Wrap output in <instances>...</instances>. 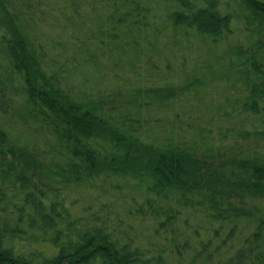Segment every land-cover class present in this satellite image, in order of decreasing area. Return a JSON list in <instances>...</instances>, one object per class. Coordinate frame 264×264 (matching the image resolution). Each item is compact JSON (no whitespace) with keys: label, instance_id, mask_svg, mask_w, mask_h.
Returning a JSON list of instances; mask_svg holds the SVG:
<instances>
[{"label":"trees","instance_id":"1","mask_svg":"<svg viewBox=\"0 0 264 264\" xmlns=\"http://www.w3.org/2000/svg\"><path fill=\"white\" fill-rule=\"evenodd\" d=\"M0 264H264V0H0Z\"/></svg>","mask_w":264,"mask_h":264},{"label":"rangeland","instance_id":"2","mask_svg":"<svg viewBox=\"0 0 264 264\" xmlns=\"http://www.w3.org/2000/svg\"><path fill=\"white\" fill-rule=\"evenodd\" d=\"M235 32H236V30H235ZM184 119L187 121L186 117H184Z\"/></svg>","mask_w":264,"mask_h":264}]
</instances>
